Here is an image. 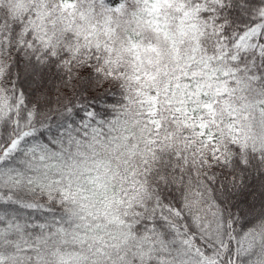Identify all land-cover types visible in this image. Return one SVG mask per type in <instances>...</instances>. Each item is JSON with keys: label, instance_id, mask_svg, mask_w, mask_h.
I'll use <instances>...</instances> for the list:
<instances>
[{"label": "snow or ice", "instance_id": "snow-or-ice-1", "mask_svg": "<svg viewBox=\"0 0 264 264\" xmlns=\"http://www.w3.org/2000/svg\"><path fill=\"white\" fill-rule=\"evenodd\" d=\"M0 264H264V0H0Z\"/></svg>", "mask_w": 264, "mask_h": 264}]
</instances>
